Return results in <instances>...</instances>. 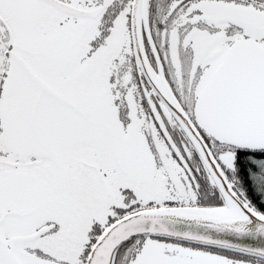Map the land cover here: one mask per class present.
<instances>
[{"label": "snow or ice", "instance_id": "obj_1", "mask_svg": "<svg viewBox=\"0 0 264 264\" xmlns=\"http://www.w3.org/2000/svg\"><path fill=\"white\" fill-rule=\"evenodd\" d=\"M0 264H264V0H0Z\"/></svg>", "mask_w": 264, "mask_h": 264}]
</instances>
